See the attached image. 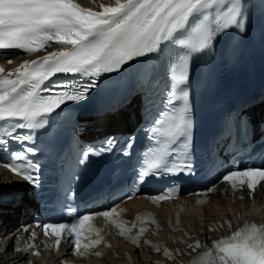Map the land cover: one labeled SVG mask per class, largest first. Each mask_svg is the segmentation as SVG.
<instances>
[{
    "label": "snow or ice",
    "instance_id": "1",
    "mask_svg": "<svg viewBox=\"0 0 264 264\" xmlns=\"http://www.w3.org/2000/svg\"><path fill=\"white\" fill-rule=\"evenodd\" d=\"M101 7L102 11L88 9L77 0H0V49H19L29 55L53 44L61 49L38 60L25 61L15 73L0 75V164L34 187L40 185L41 170L39 161L34 159L39 152L36 145L40 132L47 131L45 126L51 115L86 100L102 75L118 73L134 61L164 55L169 57L165 108L152 121L148 135L151 146L144 153L139 177L190 171V64L195 54L209 49L219 36L230 30H246L242 0H114L113 5ZM3 72L0 68V74ZM61 76L65 78H58ZM134 140L129 136L118 148L120 141L108 136L98 147L82 150L81 163L117 150L128 156ZM13 142L20 147L12 149ZM218 179L233 192L246 187L254 193L264 185V168L240 170L233 163ZM174 191L177 190L173 188L149 199L168 200ZM94 216L104 217L121 237L140 246L146 228L141 226L137 235H131L135 225L127 227L128 222L118 221L116 207L82 214L66 223H47L42 229L46 236L55 237L57 249L62 241L71 242L77 255L83 257L103 241L102 229L90 223ZM136 219L140 221L141 217ZM31 235L35 238L34 231ZM194 247H201L199 241ZM153 250L161 251L156 246ZM33 254L40 255L39 251ZM163 254L172 255L167 250ZM192 264H264V225L246 223L231 236L214 241Z\"/></svg>",
    "mask_w": 264,
    "mask_h": 264
},
{
    "label": "bare ground",
    "instance_id": "2",
    "mask_svg": "<svg viewBox=\"0 0 264 264\" xmlns=\"http://www.w3.org/2000/svg\"><path fill=\"white\" fill-rule=\"evenodd\" d=\"M77 2L95 11H102L101 5L114 4V0ZM49 49L60 48L49 47L31 55L10 54L8 58H0V68L4 71L17 69L25 61L46 54ZM263 105L251 110L254 121L259 119ZM138 109L137 101L136 105L130 104L115 114L91 119L87 127L89 136L95 138L116 129L131 130L140 119ZM28 193L19 178L0 167V264H58L59 255H69L68 245H62L54 253L43 250L38 257L13 250V240L20 239L16 233H20L23 224L30 222L32 215L29 211L35 208ZM203 201L197 203L196 196L179 197L158 205L149 204L142 198L129 200L121 204L123 216L132 220L136 212L149 208L156 217L158 227L150 229L143 236L140 248L122 241L110 228L104 227L110 247L105 245L87 250V255L80 260L83 264H192L193 259L211 248L214 241L245 223L254 221L264 225V185L250 195L245 189L233 192L219 183L216 191L207 193ZM197 241L200 248L194 247ZM153 246L161 251L155 252ZM165 250L172 255L166 257L163 254Z\"/></svg>",
    "mask_w": 264,
    "mask_h": 264
}]
</instances>
